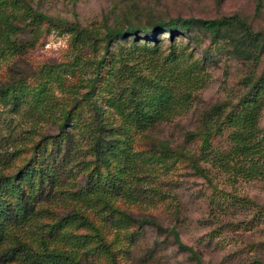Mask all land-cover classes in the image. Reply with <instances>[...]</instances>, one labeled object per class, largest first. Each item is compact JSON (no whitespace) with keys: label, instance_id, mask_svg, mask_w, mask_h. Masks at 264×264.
Returning <instances> with one entry per match:
<instances>
[{"label":"trees","instance_id":"1","mask_svg":"<svg viewBox=\"0 0 264 264\" xmlns=\"http://www.w3.org/2000/svg\"><path fill=\"white\" fill-rule=\"evenodd\" d=\"M192 27L208 31L212 38L225 36L237 57L257 61L264 53L263 31L235 12L216 17L173 15L144 24L128 20L99 31L49 16L30 0H0V61L33 48L51 28L68 31L75 49L67 67L43 63L31 80L25 74L0 80V100L14 107L29 102L33 118L26 145L15 150L24 152L19 162L13 167L11 162L0 163V264H11L16 257L27 264H79L74 245L85 244L86 237L108 245L90 212L110 215L119 225L130 220L116 198L133 200L141 173L156 165L166 167L185 158L207 180L200 159L224 170L239 167L249 175L264 174V125L258 124L264 106V70L247 78L246 90L234 103H215L202 112L203 126L186 133V139L199 137L197 154L161 139L149 148L133 146L132 133L187 106L198 61L187 52L190 61L180 65L177 59H183L185 46L172 40L164 50L158 35L167 31L172 38ZM84 47L92 56L81 55ZM159 56L164 66L156 68ZM63 68L74 76L72 81L66 82ZM54 83L64 96H54ZM44 120L53 122L55 130L47 131ZM224 126L229 127V147L213 148L211 133ZM69 162L84 172L77 187L60 180L62 172L74 174ZM58 199L67 200L68 209L49 218L53 214L49 203ZM69 224L89 226L92 232L72 231ZM172 232L179 246L193 252L176 230ZM65 236L72 239L69 248L55 244L56 238Z\"/></svg>","mask_w":264,"mask_h":264},{"label":"rangeland","instance_id":"2","mask_svg":"<svg viewBox=\"0 0 264 264\" xmlns=\"http://www.w3.org/2000/svg\"><path fill=\"white\" fill-rule=\"evenodd\" d=\"M30 1L49 16L76 21L99 31L128 20L144 24L173 15L216 17L235 12L252 28L264 33V0ZM258 1L259 5H256ZM139 36L142 40L143 35ZM158 39L164 50L172 40L185 46L183 59H177L180 65L190 61L191 57L187 55L190 52L199 66L193 71L196 78L193 77V88L185 109L153 122L145 130L132 133L133 146L145 149L161 139L173 147L185 146L197 154L199 137L186 139V133L203 126L201 114L213 104L221 102L229 106L237 100L246 90L247 78H254L264 70V53L257 61L237 57L225 36L212 38L208 31L198 27L172 38L163 31ZM74 53L69 32L51 28L33 48L0 61V80L22 74L30 79L43 63L66 64L67 67L66 62ZM91 54L88 48L81 49V55L87 57ZM155 64L156 68L164 66L162 56ZM63 71L66 82L74 79L68 69L63 68ZM121 78L120 82H124L125 77ZM53 85L54 96H64L65 92L55 83ZM30 110L29 102L22 101L14 107L0 100V163L11 162L13 167L19 162L24 152L15 150L23 148L28 141L33 123ZM44 122L47 131L55 130L53 122ZM258 124L264 125V106ZM228 131L229 127L224 126L222 131L211 133V146L226 150L230 143ZM199 162L205 167L209 180L185 158L166 167L156 165L143 171L134 199L116 198L119 207L132 217L122 221V225L110 215H104V218L103 213L90 212L108 245L98 244L92 236L86 237L85 244L74 245L79 264H264V174L249 175L239 167L224 170L210 160L200 159ZM67 167L74 174L70 176L62 172L60 180L65 186L77 187L83 182L84 172H77L72 162ZM66 201L50 202L53 214L49 218L63 214L68 209ZM67 227L82 234L92 232L86 225L69 224ZM172 229L193 252L178 245ZM54 241L60 247L72 245V239L67 236ZM10 263L27 264V261L16 257Z\"/></svg>","mask_w":264,"mask_h":264}]
</instances>
